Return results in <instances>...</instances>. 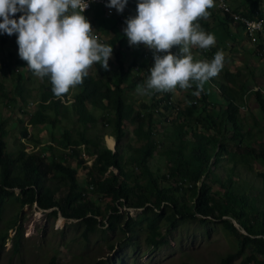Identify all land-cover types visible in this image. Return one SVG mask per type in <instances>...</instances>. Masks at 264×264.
<instances>
[{"label": "trees", "instance_id": "1", "mask_svg": "<svg viewBox=\"0 0 264 264\" xmlns=\"http://www.w3.org/2000/svg\"><path fill=\"white\" fill-rule=\"evenodd\" d=\"M244 3L241 8L231 9L242 18L255 20V16L259 15L264 19V0H244ZM210 13L211 8L206 17L195 22L205 33L212 28L208 20ZM233 22L237 23L239 28L242 26L241 22H235L232 12H227L221 19L222 29L230 34ZM106 29L110 28L104 26L103 30ZM242 32L241 30V34L238 35L232 32L231 38L240 40ZM263 35L264 31L256 35L258 50H264ZM114 53L118 63L117 70L105 71L101 63H97L99 76L96 77L92 74L94 68L92 65L83 82L76 85L79 93L75 95L70 107L62 101L66 93L59 97L54 95L52 83L37 101V111L31 115L29 126L46 127L47 131L49 128L58 129L61 122L69 118L70 110L81 124L82 129H77L76 138L71 130L60 129L61 146L70 150L66 157L56 156L53 143L45 146L40 152L29 153L26 151L25 143L20 141L18 154L15 156L8 153L6 138L9 131L7 121L0 112V222L6 200L11 198L18 201L21 208L37 205L41 210H53L50 215L55 218L61 214L67 220L78 221L86 227L84 238H88L100 231L99 225L103 226L99 218L104 219L105 215L99 198H109L114 204L109 208L108 220L111 230L113 232L120 230L125 235L134 236L143 222L148 220L147 228L150 232L148 241L151 245L157 246L160 244L157 239L164 238L159 222L164 217L163 213L166 215L168 213L161 214L154 209L163 211L164 206H167L170 211H174L176 217L175 221L170 223L172 227L177 224L179 218L183 221L199 220L203 223L209 220L208 218H213L220 221L222 227L237 238V253L225 256L220 264H234L235 259L245 255L247 250L250 251V255L243 260L244 264H264V211L259 214L253 209L255 214L253 213L252 221L246 213L248 203L244 198L227 194L217 198L212 195V187L208 182L214 157L226 155L235 163L237 158L234 147L239 146L245 138L241 124L243 110L236 103L237 100L242 101L246 94L244 88H238L242 74L226 73L224 81L219 85L218 99L213 91L207 88H204L199 96L194 95L193 93L198 91L194 86L184 94L182 102L173 101L171 93H165L164 96L157 98L164 92L154 91V94L150 95L152 97L150 104L147 98L137 105L135 100L134 103L130 101V93L127 91L129 89L133 91L137 89V85L144 84L149 75L131 81L130 70L133 67L122 59L121 47L119 46L118 51ZM133 64L136 65V62ZM26 68L27 72L34 74L30 67ZM26 77L24 73L17 74L13 98L8 97L5 87L0 83L2 97L8 98V106L20 107L29 103L27 82L30 77ZM255 98L264 114V93L261 90L256 91ZM94 110H101L102 113L96 116ZM171 111L175 114L174 119H170ZM100 117L104 119L105 126L112 129V136L117 141L115 151L107 146L103 136L91 134L92 129L98 128ZM20 122L23 125L21 132L23 138L28 139L35 147L41 144V140L45 139L43 133L34 139L27 126H24L25 122L23 120ZM160 122L171 124L172 128L167 131V136L165 133V137L158 139L156 131ZM230 129L233 130L232 135L227 139ZM131 131L134 133L135 141L140 144L139 147L132 146L130 141L122 145L123 139L128 137ZM209 132L214 134H208ZM51 137L55 138L54 135ZM169 142L172 144L171 148L160 150L162 145L165 146ZM109 144L112 148L113 143ZM82 146L87 148L88 156L93 157L92 166L85 165L83 157L79 159L83 165L84 184L79 182L77 168L67 162L68 158L81 156L79 148ZM262 146L264 147V144ZM256 152L249 147L245 162L252 156L264 160V150ZM157 153L166 156L168 165H171L169 178L182 177L181 185L165 188L159 178L152 173L150 161ZM183 181H189L186 189L190 195L188 200L185 196L183 198L177 196V193L183 191ZM15 190H20V193L15 195ZM63 191L66 194H63ZM93 194L99 198H92ZM188 201H192V204ZM119 206L144 210L135 220L123 222ZM227 216L234 217L247 235L242 234L232 220L226 218ZM10 229L16 231L13 245L15 250H18L23 230L18 228V221H15ZM8 239L6 229L0 235V249H3ZM110 249H114L113 245Z\"/></svg>", "mask_w": 264, "mask_h": 264}, {"label": "rangeland", "instance_id": "2", "mask_svg": "<svg viewBox=\"0 0 264 264\" xmlns=\"http://www.w3.org/2000/svg\"><path fill=\"white\" fill-rule=\"evenodd\" d=\"M227 1L232 9L241 8L245 4L244 0ZM138 3L128 4L122 14L126 15L128 7L130 11L127 13V18L137 17ZM219 3L218 0H215V6L211 8L208 20L212 28L206 33L214 35L215 44L207 49L189 45L188 53L184 54L191 55L193 62H211L213 58L208 56L207 52H204L205 50L211 51L215 49L218 52H222L224 55L223 68L216 77H212L215 82H220L219 84L216 83L218 88L224 81L227 72L242 74L241 83L238 82V88H244L246 94L242 101L237 100L236 103L241 107H246V111L241 114V124L245 138L239 146L234 147L237 158L236 165L226 155L214 157L210 166L208 182L212 187V195L217 198H222L226 194L244 198L248 203L246 213L249 214L248 217L252 220L254 217L253 209L257 210L259 214L264 211V160L260 157L252 156L248 160L246 159L247 161L245 162V157L249 147L257 152L261 151V149L264 150L262 146L264 144V114L255 98V92L258 89L264 91V50H258L256 46L257 39L250 41L244 35L240 37V40L231 38L232 32L238 35L242 30L237 24L234 23L232 25L233 28L230 34L222 29L221 19L224 17V11L217 9ZM72 12L73 10L69 9L66 14L71 15ZM84 16L91 23L94 30L92 36L97 39L98 43H100L99 40H103L104 44L102 45L113 47V54L109 60V71L115 72L117 70L118 63L114 52L118 51L119 46L121 47V57L127 65H132L133 62L139 65L138 62H141L142 59L141 53L146 48V45H129L128 37L123 31L127 25H116L118 23L116 20H107L105 11L101 6H94L93 11ZM104 26L110 29L104 31ZM199 30L203 31L200 25ZM7 37L5 42L0 39V83L5 87L4 90L8 97L13 98L15 95V83L19 72L24 73L27 76L26 78L30 77L27 82V95L30 98L27 105H21L20 107L8 106V98H3V92L0 91V112L3 119L7 121V130L9 131V135L6 138L7 151L16 156L20 141L25 143L26 151L29 153L40 152L45 146L53 143L56 156L66 157L70 150L63 149L61 146L62 131L60 129L67 128L71 130L76 138L78 137L77 129H82L81 124L77 122L76 116L70 110L68 113L69 118L63 120L58 129L49 128L47 131L46 127L33 128L28 125L31 115L37 111V101L41 99V96L47 90V86L51 83L50 76L39 77L27 72L28 62L19 56L18 33H14L11 36L7 35ZM262 37L264 39V35ZM174 47L176 48L174 50L180 51L183 46L177 45ZM209 54L211 55V53ZM100 63L102 64L103 62L101 61ZM96 64H93L92 74L98 77ZM210 88L212 89L211 91H215L212 87ZM186 92L188 91L173 93V101L182 102L184 100L183 94ZM78 93L76 85L71 87L66 93L64 101L62 100L63 103L70 107L75 95ZM127 93L129 94L130 91H127ZM213 93L218 99V94L216 92ZM135 98L137 103L148 98L147 102L150 104L152 97L150 95H141L136 91ZM94 113L100 116L102 112L101 110H94ZM169 114L170 119L175 118L173 111ZM99 119L98 128L92 129L91 134L103 136L107 146L111 148L109 144L111 142L113 143L112 148H114L115 143L117 145V141L112 136L111 127L105 126V121L102 117ZM21 120L25 122L24 126H27L28 132L34 139L39 138V134L43 133V138L45 137V139H42L41 144L37 147L32 142H29L28 139L23 138ZM170 125L159 123L158 131H156L159 135L158 139H161L162 136L165 137V133L167 136V131L172 128ZM127 128L129 130V125ZM230 130V134L226 136L227 139L232 135L233 130ZM212 132L208 134H214ZM50 135H54L55 138ZM128 141L134 147L140 146L135 141L133 131L130 132L128 137L123 139L122 145ZM171 147L172 144L169 142L165 146L162 145L160 150ZM86 149L84 146L80 147V157L67 159V162L77 168L78 179L82 184L85 183V176L82 170L83 165H81L79 159L83 157L85 165L89 166H92L93 159V157L88 156ZM170 167L171 165H168L166 156L158 153L150 161L152 173L159 178L165 188H168V186L175 188L181 185L182 181L181 176L175 179L169 178ZM135 172L138 173L137 170ZM182 186L183 191L177 193V196L179 198L185 196V199L188 200L190 195L186 189L189 186V181H183ZM15 192V195L20 193L19 190ZM63 194H66V192L63 191ZM91 196L94 199L99 198L96 194ZM99 200L105 215L104 219L102 217L99 218L103 226L99 225L100 231L98 233L84 238L86 227L79 224L78 221L67 220L61 214L55 218L50 215L51 212L41 210L37 205L21 208L20 203L15 199H7L2 221L0 222V235L7 229L9 239L3 249H0V264H220L222 258L238 251L237 238L228 233L222 227L220 221L208 218L209 220L203 223L199 220L183 221L179 218L177 224L172 227L170 223L175 221L176 217L174 211H170L167 206H164L163 211L154 209V211L161 214L163 212L168 213L167 215L163 213L164 217L159 222L160 231L164 238L157 239L160 241L157 246L151 245L148 241L150 235L147 228L148 220L143 222L134 236L132 234L125 235L120 230L113 232L108 218L110 214L109 208L113 207L114 204L109 198H99ZM188 202L192 204V201ZM119 208L123 216V222L135 220L144 210L127 206H119ZM226 218L231 219L233 223L236 222L239 231L247 235L234 217L227 216ZM15 221H18V228L23 230L18 250H15L13 245L16 231L10 229ZM111 245H113L114 249H110ZM249 255L250 251L247 250L245 255L235 259L234 264H244L243 260L245 261Z\"/></svg>", "mask_w": 264, "mask_h": 264}, {"label": "clouds", "instance_id": "3", "mask_svg": "<svg viewBox=\"0 0 264 264\" xmlns=\"http://www.w3.org/2000/svg\"><path fill=\"white\" fill-rule=\"evenodd\" d=\"M223 1L233 16L238 15L227 0ZM135 2H139L138 16L128 19L130 8L127 7L126 15L122 13L128 4ZM88 6V0H0V34L6 33L0 39L6 40L7 35L18 33L19 56L28 62L35 75L50 76L53 93L59 97L82 83L94 63L102 61L103 69L109 70L113 47L102 45L103 40L98 43L92 36L91 23L84 16L93 11L94 6H101L107 20H116V25H127L123 31L130 46L146 45L139 65H129L133 67L130 70L131 81L149 75L144 84L137 85L138 93L164 92L159 98L165 93H182L196 86L198 91L193 94L199 96L206 82L218 94L220 88L212 77H216L223 68V53L215 49V52L205 50L208 56H212L211 62H193L191 55L184 54L188 53L189 45L207 49L215 44L214 35L200 31L195 23L208 15V10L215 6V0H110L106 6L97 4L85 11ZM69 9L73 10L71 15L66 14ZM217 9L223 11L219 4ZM25 10L26 14L18 21L10 18ZM109 10H112L111 14ZM255 17L261 19L259 15ZM242 26L246 39L255 41L256 37L255 40L247 38ZM177 45L183 46L179 52L174 50ZM241 109L246 111L245 106ZM115 147L109 148L114 151Z\"/></svg>", "mask_w": 264, "mask_h": 264}, {"label": "built area", "instance_id": "4", "mask_svg": "<svg viewBox=\"0 0 264 264\" xmlns=\"http://www.w3.org/2000/svg\"><path fill=\"white\" fill-rule=\"evenodd\" d=\"M109 2H110V0H88L89 6L85 9V11L91 9V7L93 5L100 4V5L106 6ZM219 8L225 12H230L227 4L223 0H220ZM111 12H112V10L111 11L109 10L110 14H111ZM25 14H26V10H25V12H19L18 11L15 17L10 16V18H15L18 21L19 18ZM234 17H235V21L242 23V25L245 28L246 36L249 39L255 40L256 35L259 34L261 31H263L264 19L250 20L248 18H242L239 15H234ZM0 22H2V18H0ZM5 35H6V33L0 34V37H4ZM242 109L245 110V108H242Z\"/></svg>", "mask_w": 264, "mask_h": 264}, {"label": "crops", "instance_id": "5", "mask_svg": "<svg viewBox=\"0 0 264 264\" xmlns=\"http://www.w3.org/2000/svg\"><path fill=\"white\" fill-rule=\"evenodd\" d=\"M148 75H146V77H147ZM148 79V78H147ZM146 79V80H147ZM204 88H210V87H208V83H206L205 82V84H204V86H203ZM128 91H130V101L131 102H133L134 103V100L136 101V103H137V100H136V98H135V92L137 91V89H135V90H133V91H131L130 89L128 90ZM132 95H133V97H132ZM184 95V94H183ZM134 98V99H133ZM147 99V98H146ZM141 102H143V101H140L139 103H137V105H139V104H141Z\"/></svg>", "mask_w": 264, "mask_h": 264}, {"label": "water", "instance_id": "6", "mask_svg": "<svg viewBox=\"0 0 264 264\" xmlns=\"http://www.w3.org/2000/svg\"><path fill=\"white\" fill-rule=\"evenodd\" d=\"M44 211L52 212L53 210H44ZM230 220H231V219H230ZM234 223H235V227L238 229L236 222H234Z\"/></svg>", "mask_w": 264, "mask_h": 264}]
</instances>
